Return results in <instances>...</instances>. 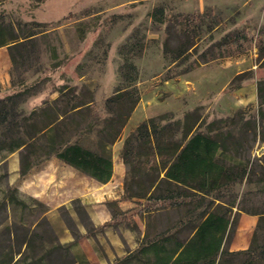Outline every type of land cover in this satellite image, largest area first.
Listing matches in <instances>:
<instances>
[{
	"label": "rangeland",
	"instance_id": "obj_1",
	"mask_svg": "<svg viewBox=\"0 0 264 264\" xmlns=\"http://www.w3.org/2000/svg\"><path fill=\"white\" fill-rule=\"evenodd\" d=\"M159 7L165 10L163 23L150 16ZM177 15L193 20L190 37L183 34L186 27L178 24ZM182 17L178 18L181 22ZM0 23L16 30L22 27L23 35L37 33L32 36L34 42L28 41L26 49L15 53V64L8 47L0 48V100L23 85L30 90L13 107L15 120L0 127V134L9 132L7 143L26 139L28 125L37 118L32 119L34 111L40 113L41 108L62 106L69 100L85 103L77 116L80 129L73 142L98 150L96 133L110 117L107 99L125 91L139 96V101L117 140L123 146L149 119L159 127L179 122L176 140L182 138L183 130L188 139L197 132H249L250 138L256 136L254 142L249 141L253 167L257 176L263 175L264 0H0ZM242 32L250 34L245 44L232 42L220 57L221 51L211 50L226 36ZM188 43L189 50L178 55ZM206 52L213 59L204 62ZM54 62H60L59 66L54 67ZM57 99L62 102L55 105ZM89 128L92 132L85 133ZM147 152L144 140H138L127 154L124 198L131 202L128 208L122 210L115 201L109 202L117 212L109 225L133 235L126 253L112 264H136L143 243L181 223H197L202 212L220 202L216 197L236 200V207L248 211H264L261 185L244 181L212 192L203 203L195 197L187 200L191 205L174 208L173 201H167L165 209L148 212L153 205L147 201L151 191L137 184L147 183ZM51 159L56 157L46 158L24 146L12 153L0 151V264H64L68 259L55 250L61 245L59 237L44 216L46 206L38 202L36 168ZM126 185L130 194L140 192V197L128 199ZM76 205L83 212L81 204ZM236 207L230 218L237 224L228 246L235 243L247 250L258 217L240 210L235 219ZM61 214L69 221L66 209ZM93 230V234L102 233L104 227Z\"/></svg>",
	"mask_w": 264,
	"mask_h": 264
},
{
	"label": "trees",
	"instance_id": "obj_2",
	"mask_svg": "<svg viewBox=\"0 0 264 264\" xmlns=\"http://www.w3.org/2000/svg\"><path fill=\"white\" fill-rule=\"evenodd\" d=\"M164 12V8L159 7L154 9L150 16L154 21L163 23L165 22ZM179 17L182 16H176L178 24L186 27L183 34L190 37L189 29L193 20L189 17H182L181 22L178 20ZM22 31V27L16 30L13 26L0 23V48L8 47L14 64L17 61L15 53L19 49H26L28 41L34 42L32 36L37 34L32 31L28 35H23ZM232 35H234L233 38ZM249 35L246 32L228 35L211 50L221 51L218 54L220 57L232 42L245 44ZM190 45L188 43L178 55L189 50ZM53 52V58L58 59L57 52L55 50ZM208 54L209 52L204 53V62L213 59ZM218 57L215 56L214 59ZM59 64L60 62H54L52 65L58 67ZM29 93V87L23 85V88L16 93L0 100V127L8 120H15L17 114L12 111L13 107L23 101ZM138 101L139 96L125 91L107 99L106 105L109 108L110 117L106 118L104 128L96 133L98 150L86 148L80 141L73 142L72 138L78 134L80 129L77 116L82 114L84 109L82 106L85 103H71L67 100L62 106L41 108L40 113L34 111L32 119L37 116L38 120L36 118L32 125H28V131L25 133L26 139L19 138L7 143L9 132L0 134V151L15 152L23 146L34 148L35 154L39 151L46 158L54 155L91 178L101 183H108L113 172L111 146L120 139L121 132L127 125ZM59 102H62V99L55 100L54 104L57 105ZM26 121L27 119L24 118V125H27ZM17 125L21 127L23 124L18 123ZM174 126L168 124L159 127L155 120L149 119L140 124L135 133L125 140L122 149L123 162L128 166L127 154L133 148V142L144 140L147 146L148 160L145 161L149 170L145 174L147 183L143 184L139 181L137 184L141 189L144 187L151 191L147 201L148 203L153 202V205L148 207V212L165 209L167 201H173L170 205L174 208L191 205L187 203V200H193L195 197H200L203 203L204 198L212 192L244 181L249 185L252 183L257 186L261 185L259 191L264 195L262 186L264 185V173L261 177L257 176L250 154L249 141L250 139L251 142L255 141L254 134L250 138L249 132L235 134L197 132L188 139L187 131L183 130L182 138L176 140L175 133L178 131L179 122ZM91 129H87L85 133H91ZM136 149L140 154L141 144H138ZM23 167V173H25L27 168ZM126 192L130 200L141 195L140 192L130 194L127 185ZM216 200L220 202L213 210L202 212L197 223H181L175 228H170L166 233H160L153 241L143 243L138 256L134 259L135 263L258 264V262H263L264 264V211L259 209L248 211L238 205L236 207V200L225 202L218 197ZM109 205L112 207L114 203H109ZM235 207L237 208L235 219L240 210H243L250 215H256L258 221L250 247L247 250L231 252L228 241L236 227L237 220H231L230 216ZM116 216L117 212L113 209V218ZM184 232L189 233L183 235ZM55 250L64 252L68 257L64 264H88L84 257L75 256L69 251L70 245H58ZM3 264H11V262Z\"/></svg>",
	"mask_w": 264,
	"mask_h": 264
},
{
	"label": "crops",
	"instance_id": "obj_3",
	"mask_svg": "<svg viewBox=\"0 0 264 264\" xmlns=\"http://www.w3.org/2000/svg\"><path fill=\"white\" fill-rule=\"evenodd\" d=\"M122 140L111 146L113 172L108 183H101L56 157L36 168L38 201L46 206L44 216L51 221L61 245H70L73 255L84 257L88 264H112L126 253L133 235L115 222L108 203L115 201L122 210L131 202L124 198L127 166L121 158ZM12 153V152H11ZM81 204L84 208H75ZM66 209L69 221L61 216ZM109 225V226H108ZM104 227L102 233L93 229ZM103 236V237H102ZM233 243L231 252L246 250ZM79 264V263H73Z\"/></svg>",
	"mask_w": 264,
	"mask_h": 264
}]
</instances>
